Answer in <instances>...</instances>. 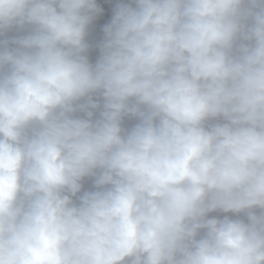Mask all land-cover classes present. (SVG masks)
<instances>
[{
    "label": "clouds",
    "instance_id": "obj_1",
    "mask_svg": "<svg viewBox=\"0 0 264 264\" xmlns=\"http://www.w3.org/2000/svg\"><path fill=\"white\" fill-rule=\"evenodd\" d=\"M0 264H264V0H0Z\"/></svg>",
    "mask_w": 264,
    "mask_h": 264
}]
</instances>
